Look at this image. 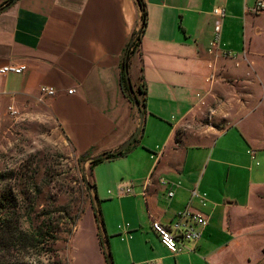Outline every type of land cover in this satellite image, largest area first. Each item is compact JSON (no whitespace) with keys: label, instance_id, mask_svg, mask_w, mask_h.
I'll use <instances>...</instances> for the list:
<instances>
[{"label":"crops","instance_id":"crops-1","mask_svg":"<svg viewBox=\"0 0 264 264\" xmlns=\"http://www.w3.org/2000/svg\"><path fill=\"white\" fill-rule=\"evenodd\" d=\"M143 2L128 71L146 91L144 122L130 147L92 164L140 126L121 80L143 25L137 0H18L0 13V67L27 66L0 77V132L37 109L56 121L91 164L115 264H264V11L254 13L258 0ZM177 221L201 236L174 254L153 223ZM74 243L77 264H108L93 206Z\"/></svg>","mask_w":264,"mask_h":264},{"label":"rangeland","instance_id":"rangeland-1","mask_svg":"<svg viewBox=\"0 0 264 264\" xmlns=\"http://www.w3.org/2000/svg\"><path fill=\"white\" fill-rule=\"evenodd\" d=\"M11 171L23 177L16 180L15 175L5 182L18 187L27 202L37 201L35 219L42 210H60L57 217L62 219L64 230L57 246L58 255L63 264H77L76 243L68 250L70 240L86 209L95 206L88 159L75 153L46 111L37 109L29 116L10 115L4 121L0 132V173ZM50 257L43 253L33 259L48 262Z\"/></svg>","mask_w":264,"mask_h":264},{"label":"trees","instance_id":"trees-1","mask_svg":"<svg viewBox=\"0 0 264 264\" xmlns=\"http://www.w3.org/2000/svg\"><path fill=\"white\" fill-rule=\"evenodd\" d=\"M13 0H10V4ZM140 8L143 11V25L138 35L134 33L130 44L126 50V55L122 62V86L124 92L133 102V95H136L141 106L145 105V99L141 96L146 94L143 85L130 89L127 81L128 62L126 56L132 54L140 45L141 33L146 26V12L143 0H137ZM135 107V105H134ZM102 160L93 161L96 165ZM15 175H18L16 180L23 175L18 172L11 171L8 174L0 173V264H63L58 255L57 246L60 242V235L63 232V225L60 224V217L57 214L61 213L59 209L42 210L39 217H33L35 206L38 205L35 199L27 202L22 191L13 184L6 183V180H11ZM18 183V182H17ZM95 190L94 184H92ZM23 196V197H22ZM95 218L98 223L99 241L103 254L107 261L109 253V243L104 244V236L99 224L102 220L101 215L96 213ZM28 224V225H27ZM43 253H49L50 261L45 262L42 259H33L34 255L42 256ZM108 263V262H107Z\"/></svg>","mask_w":264,"mask_h":264},{"label":"built area","instance_id":"built-area-1","mask_svg":"<svg viewBox=\"0 0 264 264\" xmlns=\"http://www.w3.org/2000/svg\"><path fill=\"white\" fill-rule=\"evenodd\" d=\"M264 9V0H258L254 13H260ZM215 17L217 18L215 25V33L217 39L220 37L221 33V21L226 16V10L223 7H217L213 11ZM27 70L26 65H5L0 67V77L7 76L9 74H22ZM40 92L43 96H54L56 95V90L49 87H41ZM69 93H74V90L69 91ZM15 113V112H14ZM127 193L131 192V189H126ZM170 196H173V193H170ZM187 217H191L194 221L200 223L202 226L207 225V221L201 215H192L189 213H183L180 215V219H185ZM154 231L159 235L162 244L165 246L167 250L170 252L177 254L183 248L184 240H198L200 239L201 234L191 226L186 225L183 221H177L173 229H167L162 226L159 222L153 223Z\"/></svg>","mask_w":264,"mask_h":264},{"label":"water","instance_id":"water-1","mask_svg":"<svg viewBox=\"0 0 264 264\" xmlns=\"http://www.w3.org/2000/svg\"><path fill=\"white\" fill-rule=\"evenodd\" d=\"M16 1L18 0H13L10 4H13L15 3ZM6 5L4 6L2 9H0V13H2L5 9H7L9 7V5ZM140 33V30L137 32L136 35H138ZM126 63L128 62V55L126 56ZM127 81H128V85L130 87V89L133 90V85H132V82H131V79H130V76H129V71L127 69ZM133 102H134V105H135V108L136 110L138 111L139 113V119H140V126L138 127V129L135 131V133L127 140L125 141L119 149L115 150V151H112V152H107V153H104L102 155H99L97 157H93L91 159V161H96V160H100V159H104V158H108L110 157L111 155H118V154H121L122 152H124L128 147H130L132 145V143L136 140V138L138 137L140 131H141V127H142V124L144 122V114L141 110V105L139 104L138 102V99L136 97V95H133ZM93 195H94V204H95V209H96V213L98 215H101V210H100V202H99V198H98V195H97V192L92 188L90 187ZM100 226H101V229H102V233H103V236H104V244L105 245H108V239H107V233H106V229H105V225H104V222L103 221H100L99 222ZM107 262L108 264H115L114 261H113V258H112V254L109 252L108 255H107Z\"/></svg>","mask_w":264,"mask_h":264}]
</instances>
